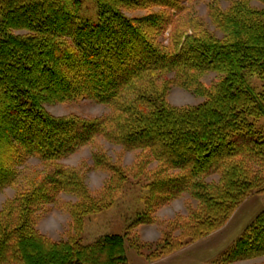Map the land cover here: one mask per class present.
<instances>
[{
  "label": "trees",
  "instance_id": "16d2710c",
  "mask_svg": "<svg viewBox=\"0 0 264 264\" xmlns=\"http://www.w3.org/2000/svg\"><path fill=\"white\" fill-rule=\"evenodd\" d=\"M184 1L95 0L96 20L80 22L79 0H0V192L28 159L44 166L0 209V263L128 264L121 235L83 245L80 237L51 242L35 228L38 212L61 193L78 199L69 206L76 232L86 216L112 202V184L128 172L104 153L92 154L93 167L110 175L98 197L76 169L58 163L97 138L140 150V173L157 164L136 223L152 222L151 213L189 193L198 200L186 223L195 240L221 227L251 191H264V140L249 121L264 117V90L245 80L248 73L264 79V7L250 6L264 0L212 7L221 38L181 19ZM151 7L157 10L124 14ZM207 73L217 74L208 85L201 81ZM172 86L204 99L173 106ZM82 99L109 112L83 118L43 108ZM213 175L218 181L207 182ZM263 255L264 206L220 261Z\"/></svg>",
  "mask_w": 264,
  "mask_h": 264
},
{
  "label": "rangeland",
  "instance_id": "374dc122",
  "mask_svg": "<svg viewBox=\"0 0 264 264\" xmlns=\"http://www.w3.org/2000/svg\"><path fill=\"white\" fill-rule=\"evenodd\" d=\"M79 1L80 22L95 21L97 15L95 0ZM235 1L240 0H185L183 2L185 10L180 14V18L188 22L196 20L206 30L221 38L222 33L211 23L209 11L212 7L226 10ZM250 6L262 9L264 4L250 1ZM156 10L151 7L146 10L124 11V14L142 16ZM168 77L171 78L172 74ZM216 77L215 73H207L201 81L208 85ZM245 80L256 92L264 90V79L258 75L248 73ZM203 99L177 86H172L167 94L168 102L177 107L193 106L201 103ZM43 108L54 116L74 114L83 118L100 117L109 112L105 105L86 99L45 102ZM249 121L259 129L258 132L264 140V117ZM94 152L104 153L109 163L122 168L128 174L123 182L112 184V202L106 203L107 207L101 211L86 216L77 232L73 228V217L69 209L71 204L78 201L75 196L61 193L53 203L43 206L37 214L35 228L51 242L80 237V243L87 245L104 235L118 234L123 237L128 264H222L221 255L232 247L245 227L264 206V191H251L236 205L221 227L195 240L188 238L186 223L189 222L192 212L197 210L198 200L189 193L182 194L151 213L152 222L136 223L146 210L142 198L147 194L145 184L151 173L155 172L156 162L149 164L145 173H140L137 166L142 154L140 150L124 151L121 146L111 144L102 138H97L91 144L80 147L73 154L58 161L64 167L76 169L83 177L89 193L96 197L103 191L110 175L108 169L93 167ZM43 170L44 166L35 158L28 159L20 166L16 182L0 192V209L20 190L27 188L31 180ZM206 181L217 182L218 176L208 177ZM0 264L16 263L9 261ZM230 264H264V255Z\"/></svg>",
  "mask_w": 264,
  "mask_h": 264
}]
</instances>
